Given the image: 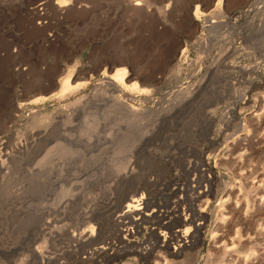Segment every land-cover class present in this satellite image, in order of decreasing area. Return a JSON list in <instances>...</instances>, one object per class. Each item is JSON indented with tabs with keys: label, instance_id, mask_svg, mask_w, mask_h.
<instances>
[{
	"label": "rangeland",
	"instance_id": "obj_1",
	"mask_svg": "<svg viewBox=\"0 0 264 264\" xmlns=\"http://www.w3.org/2000/svg\"><path fill=\"white\" fill-rule=\"evenodd\" d=\"M217 1L0 0V264H264V0ZM192 208L194 239L165 246L182 227L152 211Z\"/></svg>",
	"mask_w": 264,
	"mask_h": 264
},
{
	"label": "bare ground",
	"instance_id": "obj_2",
	"mask_svg": "<svg viewBox=\"0 0 264 264\" xmlns=\"http://www.w3.org/2000/svg\"><path fill=\"white\" fill-rule=\"evenodd\" d=\"M177 1V0H176ZM149 2V0H122V3H124L125 4V6L126 7H128L129 8V10H132V11H134V12H145L146 10H147V8L145 9V7H146V4ZM56 3H58V9L57 10H60L62 7H64V6H66L68 3H69V0H57V2ZM123 4V5H124ZM166 4V3H165ZM222 4H223V1L222 0H218L217 2H216V7L215 8H217V9H219V10H222ZM75 6V5H74ZM81 6H83V5H81ZM92 7V6H91ZM65 8V7H64ZM63 8V9H64ZM124 8V7H123ZM152 8V7H151ZM86 9H87V7H86ZM84 11H86V10H84ZM77 12V11H76ZM104 12V11H103ZM148 12V11H147ZM220 12V11H219ZM72 13V12H71ZM79 13V12H78ZM200 13H201V11H200V8H199V6L198 5H196V8H195V12H194V15H195V19L197 20L198 18H199V16H200ZM222 13V12H221ZM105 14V13H104ZM173 14V13H172ZM203 14V13H202ZM82 15V14H81ZM222 15V14H221ZM156 16V15H155ZM117 18V17H116ZM224 18H225V20H224V22L223 23H225L226 22V20H227V16L226 15H224ZM207 20H209L208 22L210 23H212L213 22V20H211L210 18H208ZM211 20V21H210ZM217 21V20H216ZM86 26V25H85ZM95 26V25H94ZM97 26V25H96ZM88 28V27H87ZM96 33V32H95ZM92 35V34H91ZM120 52V51H119ZM122 57V56H121ZM121 64H122V61L120 62ZM234 65V64H233ZM117 69V68H116ZM231 76V75H230ZM233 76V75H232ZM131 78H132V75L130 76ZM70 78H71V75H69V76H67L66 78H64L63 80H62V84H61V92H63V93H65V92H68L69 90H73L74 88H77V87H79L81 84H82V82H77L76 84H74V85H72L71 84V81H70ZM76 78V77H75ZM127 78H129V75H128V70H127V67H119L115 72H114V74L112 75V77H111V79H112V81H114V84L113 85H116L117 87H118V89L117 90H119L120 92H122L125 96H127L126 95V93H125V88L127 89V86H128V84H127V81L129 80H131V78L130 79H127ZM233 78V77H232ZM127 80V81H126ZM233 80V79H232ZM84 84V83H83ZM133 84H135V83H133ZM133 87V86H132ZM116 89V88H115ZM113 90V89H112ZM111 90V91H112ZM231 94V93H230ZM232 95V94H231ZM123 96V95H122ZM118 97V96H117ZM125 99V98H124ZM36 100H37V98H36ZM34 101V100H33ZM114 102H115V99H114ZM118 102H119V100H118ZM239 102V101H238ZM123 103H125V102H123ZM243 103V102H242ZM244 103H247V101H245ZM119 104V103H118ZM210 110V109H209ZM212 110H213V108H212ZM230 110H233V109H230ZM214 111V110H213ZM235 111V110H234ZM234 111H230V112H232V113H234ZM210 112V111H209ZM212 112V111H211ZM207 115V114H206ZM209 115V114H208ZM210 115H214V112L213 113H210ZM209 115V116H210ZM209 116H208V118H209ZM216 116V115H215ZM259 116H260V113L259 112H257V113H255L254 114V117H256L257 119L259 118ZM211 117V116H210ZM210 119V118H209ZM211 119H212V117H211ZM256 119V120H257ZM94 119H92V121H93ZM96 120V119H95ZM91 121V120H90ZM92 123V122H91ZM256 123H258V122H256ZM99 124V123H98ZM259 125V124H258ZM86 127V126H85ZM94 127H96V125L94 126ZM88 129V128H87ZM41 133V132H40ZM40 133H37L38 135L40 134ZM45 133V132H44ZM95 137L96 138H98L97 140H96V145H98L99 146V133H97V134H95ZM66 138V137H65ZM243 139L244 140H247V139H249V140H251V144L252 145H254L255 143H257L256 141H258L259 139L257 138V139H253V138H251V136H250V132H244V137H243ZM232 141V140H231ZM245 144V143H244ZM95 145V146H96ZM245 146V145H244ZM233 146H231V148H230V150H232V151H230L229 153H228V155L230 156V157H232V154L234 153V149L233 148H235V147H233ZM94 149V148H93ZM98 149V148H97ZM240 156V155H239ZM242 157H240V159H241ZM191 162V161H190ZM187 163V169H189V167H192L193 165H192V163ZM202 163L200 164H196L195 166H194V168L199 172V174H198V176L197 177H195L193 180H192V182L194 183V185H193V188H192V190L194 191L193 193H196V196L194 197V200H201L202 198H205V197H208V194H209V191H210V189H211V187L214 185V182H216L217 180L215 179L216 178V175L212 172L211 174H213L212 175V177H211V175H210V173H208L207 174V172H209L210 171V167L208 166V164L206 163V162H204V161H201ZM238 162H239V159H238ZM203 166H204V168H203ZM186 169V170H187ZM188 171V170H187ZM258 175H261V174H258ZM261 178V180H263V178L262 177H260ZM214 180H216V181H214ZM207 182V183H206ZM260 183H262V182H260ZM259 185H261V184H259ZM258 185V186H259ZM213 188V187H212ZM233 188V187H232ZM225 194H226V197L223 199V201L224 202H228V201H230V199L232 198L231 196H234L233 195V192H232V190H226L225 191ZM233 199V198H232ZM130 200H131V202H138L139 200L138 199H136V198H130ZM203 201V200H202ZM201 201V202H202ZM222 201V202H223ZM237 202V201H236ZM238 203V202H237ZM236 203V204H237ZM241 203V202H240ZM238 204L237 205V207H239L236 211H237V213H239L240 211H241V205H243V204ZM130 204V203H129ZM223 204V203H222ZM235 204V205H236ZM139 205V203H131L129 206H130V208H131V210H133V211H135L137 214H142L143 213V211H141L142 210V206H138ZM199 206V205H198ZM202 206V205H201ZM200 207V206H199ZM223 207V206H222ZM264 207V202H263V204L261 205V207L260 208H263ZM145 208L146 209H148V207L147 206H145ZM224 209H225V207H223ZM223 211V210H222ZM201 212H202V209H199V210H196V209H194V208H192L191 209V212H189L188 213V211L187 212H185V211H183V209H182V212H180L179 211V209H177V210H175L173 213H169V212H166V213H161V214H157V213H155V212H153L152 211V213H151V218L152 219H154L155 218V220L153 221V223L154 224H158L159 225V223L164 219V218H167V219H172V218H174V221L173 222H177L178 223V226H181L182 228L181 229H179V230H176V231H173L172 232V234H171V236H169V237H167V234H166V232L164 231V230H166L165 228H170V226H169V224H168V222H167V224L166 223H160V227H159V230H161L160 231V233L163 235V236H165V237H167V238H165V241L167 242L166 243V245L165 246H170V242L171 241H176V244L174 243V245H176L175 247H174V249H179L182 245H184L186 242H188V241H191L192 239H194V237H195V232H198L199 230H200V228H201V226H202V222H199V223H197V224H195V222L198 220H200V219H202V215L203 214H201ZM224 213V212H223ZM222 213V214H223ZM221 214V215H222ZM225 216L227 217V215L225 214V215H223V219H225ZM220 218H222V217H220ZM222 222H224V220L222 221ZM221 221L219 222V223H222ZM192 224H195V227H194V229H193V231H192V229H191V225ZM172 227H173V225H172ZM220 227V226H219ZM172 229V228H171ZM216 230H217V228H216ZM84 231H86V230H84ZM156 231H154L153 233H155ZM85 232H83V234H84ZM87 233V232H86ZM82 234V233H81ZM214 234V237H215V240H214V242H215V244H214V246L217 244V242L219 241L218 240V236L217 235H219V232H214L213 233ZM86 235V234H85ZM83 237V236H82ZM182 242H183V244H182ZM148 243V245L146 244V245H140L139 246V248L138 249H136V251H138L139 250V252H140V254H142V253H144L145 251H148V250H151V249H153V243L151 242V241H148L147 242ZM172 243V242H171ZM191 243V242H190ZM150 246V247H149ZM172 246V245H171ZM166 249H167V247H166ZM173 249V250H174ZM177 251H179V250H177ZM181 251V250H180ZM176 252V251H175ZM165 253H167V252H165ZM177 253V252H176ZM176 253H173V251L171 252V250L169 251V249H168V253L167 254H169V255H174V254H176ZM160 255H162V254H160ZM163 259L162 260H165V261H168V257H166V255H164L163 257H162ZM262 259V258H261ZM263 259H264V257H263ZM247 260V259H246ZM46 263V262H45ZM240 263V262H239ZM238 263V264H239ZM241 264V263H240Z\"/></svg>",
	"mask_w": 264,
	"mask_h": 264
}]
</instances>
